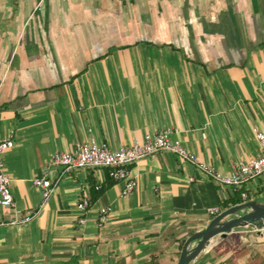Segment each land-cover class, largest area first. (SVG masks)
Here are the masks:
<instances>
[{"label": "crops", "instance_id": "1", "mask_svg": "<svg viewBox=\"0 0 264 264\" xmlns=\"http://www.w3.org/2000/svg\"><path fill=\"white\" fill-rule=\"evenodd\" d=\"M165 127L223 174L258 155L264 0H0V137L13 140L0 264H176L208 208L264 202L263 178L221 187L166 150L128 166L125 195L105 167L47 166L91 139L116 149ZM44 173L43 201L32 179ZM191 264H264V234L234 229Z\"/></svg>", "mask_w": 264, "mask_h": 264}, {"label": "built area", "instance_id": "2", "mask_svg": "<svg viewBox=\"0 0 264 264\" xmlns=\"http://www.w3.org/2000/svg\"><path fill=\"white\" fill-rule=\"evenodd\" d=\"M170 135V127H165L152 134H145L141 139H134L129 145H121L116 149H111L106 144L97 143L91 139L88 143L77 144L72 151L52 153L47 161V166L61 167L64 170L105 167L108 169V176L111 179L122 182L121 195L132 192L137 186V180L131 174L128 166L160 150L169 151L175 154L180 160L191 163L199 173L221 187H230L232 190H239L249 180L259 177L264 179V133L261 131L255 130V137L259 142L258 155L247 161L240 160L236 162L228 174H223L215 170L212 166L200 162L179 141L172 140ZM12 146L13 140L11 134L7 137H0V207L2 208H10L13 206V198L9 187L10 178L5 173L2 164L3 153ZM188 180L192 181L194 177L190 176ZM32 183L41 190L42 200L44 201L51 192V180L44 173L40 177L32 179ZM98 188L99 185H95V189ZM240 195L242 199L249 197V194L244 191ZM87 206L88 197L85 194L78 201L77 207L81 211H84ZM110 210L109 206H103L99 209L97 216V223L99 225L106 223ZM207 212L215 215L219 211L216 207H210L207 209ZM28 219L29 217L25 216L22 219H14L11 223L22 222ZM79 222L84 223V218L79 219ZM3 223L4 221L0 220V224Z\"/></svg>", "mask_w": 264, "mask_h": 264}, {"label": "water", "instance_id": "3", "mask_svg": "<svg viewBox=\"0 0 264 264\" xmlns=\"http://www.w3.org/2000/svg\"><path fill=\"white\" fill-rule=\"evenodd\" d=\"M237 228H253L264 234V202L249 200L220 211L185 239L176 264H191L215 237L224 238Z\"/></svg>", "mask_w": 264, "mask_h": 264}, {"label": "trees", "instance_id": "4", "mask_svg": "<svg viewBox=\"0 0 264 264\" xmlns=\"http://www.w3.org/2000/svg\"><path fill=\"white\" fill-rule=\"evenodd\" d=\"M235 202H238L237 199H235L233 203H235Z\"/></svg>", "mask_w": 264, "mask_h": 264}]
</instances>
